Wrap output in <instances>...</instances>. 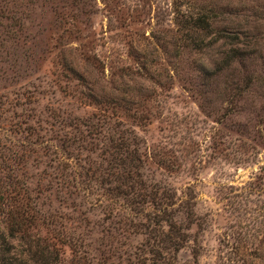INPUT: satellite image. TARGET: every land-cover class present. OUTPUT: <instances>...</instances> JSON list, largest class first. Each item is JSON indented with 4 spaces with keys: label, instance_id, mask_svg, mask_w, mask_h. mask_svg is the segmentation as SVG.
<instances>
[{
    "label": "rangeland",
    "instance_id": "374dc122",
    "mask_svg": "<svg viewBox=\"0 0 264 264\" xmlns=\"http://www.w3.org/2000/svg\"><path fill=\"white\" fill-rule=\"evenodd\" d=\"M0 12L20 27L14 64L0 61L3 109H106L142 139L155 179L194 194L196 258L182 259L264 264V0H0Z\"/></svg>",
    "mask_w": 264,
    "mask_h": 264
},
{
    "label": "trees",
    "instance_id": "16d2710c",
    "mask_svg": "<svg viewBox=\"0 0 264 264\" xmlns=\"http://www.w3.org/2000/svg\"><path fill=\"white\" fill-rule=\"evenodd\" d=\"M1 18L0 61L14 64L20 27ZM106 111L46 106L35 119L0 106V264H58V243L71 264H190L186 248L196 258L194 194L155 179L142 139Z\"/></svg>",
    "mask_w": 264,
    "mask_h": 264
}]
</instances>
